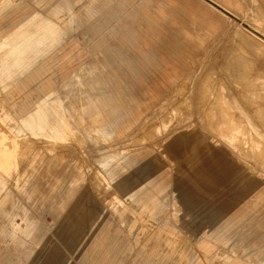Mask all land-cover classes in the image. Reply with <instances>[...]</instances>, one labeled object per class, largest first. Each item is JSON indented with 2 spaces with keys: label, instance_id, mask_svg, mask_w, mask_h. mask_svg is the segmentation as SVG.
<instances>
[{
  "label": "rangeland",
  "instance_id": "rangeland-1",
  "mask_svg": "<svg viewBox=\"0 0 264 264\" xmlns=\"http://www.w3.org/2000/svg\"><path fill=\"white\" fill-rule=\"evenodd\" d=\"M96 1L0 0V190L17 207L0 264H264L262 1L199 0L225 22L176 47L177 70L134 47L159 56L152 90L120 87L133 47L95 43L158 31Z\"/></svg>",
  "mask_w": 264,
  "mask_h": 264
},
{
  "label": "crops",
  "instance_id": "crops-1",
  "mask_svg": "<svg viewBox=\"0 0 264 264\" xmlns=\"http://www.w3.org/2000/svg\"><path fill=\"white\" fill-rule=\"evenodd\" d=\"M216 1L222 6L227 7L233 11H237L235 10L236 7L240 6L238 0ZM261 1L263 3V9L261 10V12L264 13V0ZM96 3L97 5L95 12L101 14H118L120 15L118 17L119 21H124L127 19L130 23L128 25V28L125 29V32L127 31V33H129L130 31H133L135 29L142 31H146L147 29H155L158 31V35H160L158 43L156 42V37L135 38L130 36H122L113 38L116 42L111 39L110 43L104 42L102 40L98 41L97 39L95 43L96 45H127L133 47V49L129 51V55L132 56V61H138V63H140V69L135 67L133 68L134 70L131 75V79L133 82L132 84H128L123 80V82H121L120 80L119 84L121 88H124L126 86L130 88L144 86L140 84L139 80L140 77L143 78L145 76L148 78L150 77L147 86H149L150 90H152V88L156 87V85L152 84V79L158 78L160 76V71H162L161 67L157 66V63H159V56L156 53L147 55L149 60H146L145 55L139 54L134 47H157L158 51L163 52L167 58L168 56H171L170 60L168 58V61L170 63L168 69L171 71L177 70V55L174 54L175 56H172L173 53H176V47L202 45L203 43L199 41V39L205 38V36H202L200 38V35L197 34V31H212V33H210V35H212L216 31H220L223 27V22H225V19L222 20V18L220 17L221 15L217 10H213L212 8L204 6V4H200L199 0H97ZM212 7L214 8V6ZM55 8H57V10L50 9L49 12H69L58 10L60 8L59 6H56ZM244 12L247 13L246 11ZM147 16H150L151 19H148ZM160 28L165 29V34L162 35V37L159 32ZM257 29L264 30V28L260 26H254L252 30L259 34L260 31ZM183 31H190L191 36H185L183 34ZM261 34L262 36H264V32L261 31ZM148 39H150V41ZM167 43L172 46L170 51L166 47ZM168 86L169 84L158 85V90L161 89L159 93H163V91H165L166 87ZM144 87L146 88V86ZM128 93L130 92H126V94ZM145 93L147 92L144 89L142 95H144ZM258 190L259 193L257 194L256 198L261 203V223L264 224V184ZM2 192L4 193V196L0 202V212L7 219H10L14 214V211L17 209L15 205L10 206V201L14 200V193L12 190H10L9 192L6 190H0V193ZM239 212H242V209H240ZM11 224L13 225L12 222Z\"/></svg>",
  "mask_w": 264,
  "mask_h": 264
},
{
  "label": "bare ground",
  "instance_id": "bare-ground-1",
  "mask_svg": "<svg viewBox=\"0 0 264 264\" xmlns=\"http://www.w3.org/2000/svg\"><path fill=\"white\" fill-rule=\"evenodd\" d=\"M9 49H10V48H9ZM233 71H234V70H233ZM235 73H236V72H235ZM247 76H248V75H247ZM226 78H227V77H226ZM236 79H237V78H236ZM239 80H240V79H239ZM69 81H70V80H69ZM206 87H207V86H206ZM215 87H216V86H215ZM211 89H213V88H211ZM59 91H60V90H59ZM246 96H247V95H246ZM251 97H252V96H251ZM217 98H218V97H217ZM96 104H97V103H96ZM105 107H106V106H105ZM206 107H207V106H206ZM214 111H215V110H214ZM230 111H231V110H230ZM258 112H259V111H258ZM230 113H231V112H230ZM211 116H212V115H211ZM222 118H223V117H222ZM233 120H234V119H233ZM226 121H227V120H226ZM233 122H234V121H233ZM107 124H108V127H109V126H111L112 123H111V122H108ZM210 125H211V124H210ZM225 125H227V124H225ZM227 127H228V126H227ZM228 128H230V127H228ZM228 128H227V129H228ZM224 129H226L225 126H224ZM227 132H228V131H227ZM237 132H238V131H237ZM234 133H235V131H234ZM238 133H239V132H238ZM232 135H233V133H232ZM243 136H244V135H243ZM231 137H233V136H231ZM247 141H248V140H247ZM228 145H229V144H228ZM258 146H259V145H258ZM25 167H26V166H25ZM130 205H131V204H130Z\"/></svg>",
  "mask_w": 264,
  "mask_h": 264
}]
</instances>
